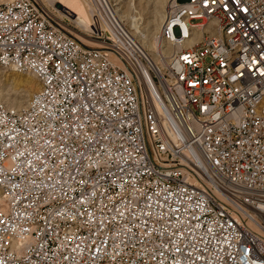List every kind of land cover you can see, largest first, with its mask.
I'll return each mask as SVG.
<instances>
[{"label": "built area", "instance_id": "obj_1", "mask_svg": "<svg viewBox=\"0 0 264 264\" xmlns=\"http://www.w3.org/2000/svg\"><path fill=\"white\" fill-rule=\"evenodd\" d=\"M88 3L96 48L0 3V66L41 83L0 101V264H264V0H169L161 69Z\"/></svg>", "mask_w": 264, "mask_h": 264}, {"label": "bare ground", "instance_id": "obj_2", "mask_svg": "<svg viewBox=\"0 0 264 264\" xmlns=\"http://www.w3.org/2000/svg\"><path fill=\"white\" fill-rule=\"evenodd\" d=\"M10 1L12 2L14 0H10ZM39 1H41V3L43 2L44 5L47 6V9L46 8L45 9L61 23L62 22L66 23L65 19L69 20L70 18H74L72 23L78 26V28H74V30L76 32L77 29L78 33H80L81 36H79V38L87 46L96 48V44L92 43L87 38V34L90 29V26H92L93 24L92 17L94 16L93 8L88 3V0H39ZM104 1L106 5L113 12L117 14L118 18L123 24L125 22L129 24L130 28L127 29L136 39V41L140 44L142 49L150 56L153 65L158 68H160V66L158 65L161 66L166 65L169 59L171 58V56L173 55V53L175 52V47L162 40L152 41V35H156L160 33L162 29L167 14V11L165 12V5H166V1L167 3H169V0H155L154 10L152 12L153 14L152 20L149 21V27L145 31L141 30L134 20L129 19V8L127 4L121 5L122 2L121 0H104ZM59 6L62 7L64 10L58 9ZM66 26L70 27V25L67 24ZM8 70H11L12 72L11 74L12 79L21 77L22 73H19L15 69L9 68ZM25 74H31V75H27V78L24 80L25 84L28 87L29 94H34V93L37 94L41 90V83L39 79L32 73H25ZM16 87L17 86L15 85V87L12 86L11 88L12 90H14ZM4 100L7 101L9 107L11 108L7 106L6 107L11 110H21L27 107V105L30 103L29 102L24 107L25 103L24 102L17 103L16 102L17 98H14L13 101L7 98Z\"/></svg>", "mask_w": 264, "mask_h": 264}, {"label": "rangeland", "instance_id": "obj_3", "mask_svg": "<svg viewBox=\"0 0 264 264\" xmlns=\"http://www.w3.org/2000/svg\"><path fill=\"white\" fill-rule=\"evenodd\" d=\"M121 1H122L121 5H126V4L128 5L129 19L134 20L141 30H144V31L147 30L149 27V21L152 20V15H153L152 12L154 10L155 0H121ZM179 1H183V0H179ZM8 2H11V1L10 0H0V3H8ZM39 2L41 3V1ZM41 4L43 5L44 8L47 9V6L44 5L43 2ZM167 6H168V3L166 1L165 12L167 11ZM73 20L74 18H70L69 20L65 19L66 21L65 24L70 25V27L67 29L70 32L72 31L71 33L73 35L79 37L81 35L80 33H78V30L76 29V32L74 30V28H78V26L72 23ZM194 23H199V21H194ZM124 24L127 26L128 29L130 28L128 23L125 22ZM159 34L160 33L156 35H152V41L160 40ZM11 74H12L11 70L4 69L0 66V101L4 105L9 107L7 101L4 99L7 98L13 101L14 98H17L16 102L17 103L24 102L25 103L24 107H25L35 95V93L29 94L28 87L24 82V80L27 78V75H31V74H25V75L21 74V77H18L15 79L11 78ZM15 85L17 87L14 90H12L11 87L12 86L15 87Z\"/></svg>", "mask_w": 264, "mask_h": 264}, {"label": "water", "instance_id": "obj_4", "mask_svg": "<svg viewBox=\"0 0 264 264\" xmlns=\"http://www.w3.org/2000/svg\"><path fill=\"white\" fill-rule=\"evenodd\" d=\"M58 9H60V10H64V9H63L62 7H60V6L58 7Z\"/></svg>", "mask_w": 264, "mask_h": 264}]
</instances>
